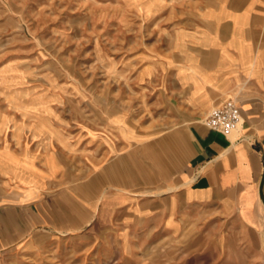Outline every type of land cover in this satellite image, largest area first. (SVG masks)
Here are the masks:
<instances>
[{
  "label": "rangeland",
  "instance_id": "obj_1",
  "mask_svg": "<svg viewBox=\"0 0 264 264\" xmlns=\"http://www.w3.org/2000/svg\"><path fill=\"white\" fill-rule=\"evenodd\" d=\"M204 1L0 0V216L29 226L0 264H264L263 209L165 212L215 132L189 89Z\"/></svg>",
  "mask_w": 264,
  "mask_h": 264
},
{
  "label": "crops",
  "instance_id": "obj_2",
  "mask_svg": "<svg viewBox=\"0 0 264 264\" xmlns=\"http://www.w3.org/2000/svg\"><path fill=\"white\" fill-rule=\"evenodd\" d=\"M202 8L203 43L189 72L191 97L206 113L232 97L241 120L229 135H206L179 186L165 196V212L173 217L175 209L185 216L191 210L201 215L229 208L238 224L253 229L264 210V0H206ZM50 159L51 170L45 159L37 186L58 169L56 159ZM27 188L22 190L26 197L37 193L32 185ZM6 211L8 220L0 216V247L18 243L29 228L13 215L15 207Z\"/></svg>",
  "mask_w": 264,
  "mask_h": 264
},
{
  "label": "built area",
  "instance_id": "obj_3",
  "mask_svg": "<svg viewBox=\"0 0 264 264\" xmlns=\"http://www.w3.org/2000/svg\"><path fill=\"white\" fill-rule=\"evenodd\" d=\"M241 108L234 98L228 97L213 106L205 115L204 123L215 132L229 135L239 126Z\"/></svg>",
  "mask_w": 264,
  "mask_h": 264
},
{
  "label": "bare ground",
  "instance_id": "obj_4",
  "mask_svg": "<svg viewBox=\"0 0 264 264\" xmlns=\"http://www.w3.org/2000/svg\"><path fill=\"white\" fill-rule=\"evenodd\" d=\"M55 165V164H54ZM50 170V169H49ZM34 190V189H33ZM27 195V194H26ZM239 203V202H238Z\"/></svg>",
  "mask_w": 264,
  "mask_h": 264
}]
</instances>
